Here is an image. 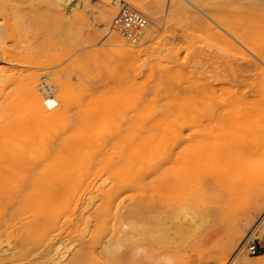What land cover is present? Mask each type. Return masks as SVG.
<instances>
[{"label": "rangeland", "instance_id": "rangeland-1", "mask_svg": "<svg viewBox=\"0 0 264 264\" xmlns=\"http://www.w3.org/2000/svg\"><path fill=\"white\" fill-rule=\"evenodd\" d=\"M1 1L5 4V8L0 10V57L3 54V49H8L15 52L18 59L24 58L19 59L21 65L0 64V75L4 74L2 76H7L5 78L8 79L0 84V101L20 96L25 88V78L33 76L37 77L39 89L45 84L55 85V97H58L63 91H69L72 95L74 101L70 104L69 120L62 129L75 131L76 128L74 127H84V129L77 127L76 131L88 130L94 142L99 140L110 141L114 138L120 139L122 136L125 137V134L136 139L149 137L146 138L147 157L138 163L139 167L137 165L133 170L135 173L143 174V179L133 180L130 186H125L108 175L98 176L93 171L72 173L73 167H67L65 168L67 170L62 169L61 171H48L45 165L20 166L18 168L6 163V160L0 157V264H240V260L262 264L260 260L264 258L261 259L259 256H264V211H254L253 213L249 211L254 203L256 192H237L233 177H225L212 182H207L200 176H196L192 180L187 176L185 178L183 167H180L182 165L179 163L176 164L175 158L182 149L177 150L181 145L180 135L182 133L187 135L193 129L199 116L207 113L209 101L213 96L212 88L209 89V86L214 85L216 77L223 80L221 75V77L218 76V72H221L223 76L227 72L229 75L224 76L227 77V80L232 76L231 79H234L235 84L232 88H235L237 94L239 93L238 90L241 89L240 92H248L250 99L255 98V96L256 98L260 97L257 93L255 95L253 91L257 92L260 88L261 82L259 80L262 79L258 70L263 68L264 64L262 65V62L256 60V53L252 54L251 48L256 45L259 46L262 42L260 28H264V0H197L199 3L204 1V4L209 2L219 6L225 23L230 28L237 31L239 29L242 32L247 43V49L240 45L238 49L237 47L232 49L233 46L227 43H224L225 46L223 47V42H219L220 39L208 27L207 23L182 17L165 20L163 25L156 28V33L152 38H149L145 33L146 30H144L137 44L129 43L112 27L109 30L102 27L100 11L105 0H80L83 5L80 3V10H76L78 13L75 16V10L73 15L67 12L70 10H67L64 5L67 2L64 0L65 3L62 4H60L62 1L57 4L55 0ZM76 1L72 0V2ZM131 1L143 4L145 7L155 4V0ZM86 2L91 7L89 10H84L83 6ZM126 3L135 9L132 4ZM56 5L61 6L59 8ZM120 6L121 4L117 6V13ZM191 9L197 12L201 18H204L201 13L196 11V8L191 6ZM142 14L148 20V27L153 28L149 18L151 16ZM257 21H261L260 24L256 23ZM258 24L263 26L260 27ZM197 31L199 33H195ZM113 33L124 40L125 48L135 45L136 48L143 49L142 59L139 58V61L136 60L124 71L119 69L117 58L121 47L109 42ZM184 33L187 34L186 39L183 36ZM214 37H217L218 42ZM211 39L216 42H212ZM208 45L209 47H207ZM211 45L212 47H210ZM228 46L231 50H227ZM144 58L147 60L143 61ZM29 60L30 65L26 63ZM243 64L249 65L247 69ZM250 65L252 66L251 70ZM225 70L227 71L225 72ZM229 71L230 73H228ZM236 74L238 76L240 74V76L236 77ZM120 76H124L123 79H120ZM235 77L238 80H235ZM127 78L131 82L127 81ZM212 78L215 79L214 82ZM45 79L48 80L45 82ZM114 86V89L118 91H121V88H131L134 94L128 102L118 104L116 96L113 95L115 93L112 89ZM240 86L244 88L242 89ZM107 102L109 103L107 104ZM86 103L90 105L88 106ZM205 105L207 108L204 107ZM93 110L94 112H92ZM98 110L102 112H97L96 116L92 114ZM120 111H124L123 114ZM97 114H99L98 117ZM158 115L161 118L157 117ZM138 116L141 118L138 119ZM162 117L164 119L166 117V119L160 120ZM84 118L86 123L82 121ZM167 118L170 119L167 120ZM188 119L189 124L193 126L186 123ZM88 121L95 122L100 127L96 126L97 129L95 130L92 128L95 125ZM163 121H165L164 124ZM157 122L160 123V126ZM108 127L113 131H110ZM179 133H181L180 137L178 136ZM155 135L158 136L157 139L154 137ZM178 137L179 139H175ZM94 147L95 145H90L82 149L81 156L90 157L91 155L94 157L97 152ZM3 155L4 151L0 150V156L3 157ZM167 157L172 158L173 161L165 166L162 165L160 174L156 173L158 161ZM261 157L264 159V156ZM261 157L256 162L264 171V160L262 161ZM172 162H174V166L176 164V168L171 165ZM54 172H58L57 175ZM144 175H147L146 178ZM102 181H105L104 184L100 183ZM99 183L100 185L97 187ZM262 184H264V174ZM138 189H141L142 192ZM201 189H208L211 193L205 199L200 198L198 200ZM30 190H33V198H35L31 201L25 200L23 195ZM150 195L152 196L150 197ZM91 197H93L92 203L89 205L88 201L90 200L88 199ZM70 198L72 202L69 201ZM110 201L113 203L114 211L167 212V210L176 211V209L183 207L187 209L188 206L190 210L193 211L194 209L197 213L196 217L191 219L193 224L187 218L190 216H182L181 219H178L179 221L174 220L167 223L168 227L166 226V228L169 232L167 231L166 237L160 238L162 242L159 239H142L143 242H137L138 247L132 249L127 246L124 248V257L119 258L118 253L112 255L111 252L110 255L108 250L102 251V247L107 241L114 242L115 240L114 234L110 231L112 221L109 222V230H105L101 220L100 211H106L105 206ZM32 204L34 205L32 206ZM180 204L182 208L178 207ZM28 206L29 208H27ZM50 207L56 208V211H70L59 220L56 230L53 232L54 241H60L61 245L55 251V262L51 263V260L48 261L49 259L46 258L50 252V247L45 245V238L38 240L37 235L26 233L24 226H22L24 222L20 212L49 211ZM186 209L184 210L186 211ZM197 224L199 225L197 226ZM186 226L190 228L195 226L196 231L191 228L195 232L187 234L190 229L188 228V230ZM236 231H240L242 237L232 247L230 241H236ZM163 239L166 242L163 243ZM253 242L260 248L256 254H251L248 251V246ZM241 245L244 246L243 251L235 259L233 254L237 253L238 249L242 247ZM107 253L110 257L106 256Z\"/></svg>", "mask_w": 264, "mask_h": 264}, {"label": "bare ground", "instance_id": "bare-ground-1", "mask_svg": "<svg viewBox=\"0 0 264 264\" xmlns=\"http://www.w3.org/2000/svg\"><path fill=\"white\" fill-rule=\"evenodd\" d=\"M59 1H62V2L60 3ZM64 1L67 2L66 4H64L66 6L67 10H70V12L69 11H67V12L73 15V11L75 10L74 16L77 15L78 11L80 10L81 1L80 0H77L76 2H72V0H64ZM198 1H200V0H198ZM198 1L197 0L196 1L195 0H155V4L153 6H149V7L146 6L145 7L143 4L135 3L131 0H105L103 3L102 9L100 11V23H102V27L105 30L111 29L112 20H113L114 16L117 14V6L119 4H122V3L128 4L126 2H129L139 12H142L145 15L148 14L151 16V17H149L147 15L150 18V21H151V24L153 25V28L151 26L148 27V24L146 26L147 29L145 28V30H146L145 33L149 36V38H152L154 36V34L156 33V28L163 25L165 20L172 19L175 17H178V18L182 17L185 19H194L196 21H203V22L207 23L208 27L212 31H214L215 35L220 39L219 42L221 41V42H223V44L227 43L228 45L229 44L232 45L233 46V47H231L232 49H235L236 47L238 49L239 45L241 47L247 49V43L244 39V36L242 35V32H240L239 29L237 31V30L230 28V26L227 25V23H225L222 15H221L222 13H221L220 9L218 8L219 6H217L214 3L208 2L207 4H204L205 3L204 1H201L200 3ZM55 2L57 4L58 3H60V4L65 3V2H63V0H58V1L55 0ZM64 5H63V7H64ZM56 6L58 7L59 5H56ZM60 6H59V8H60ZM191 6L194 9L196 8V11L201 13L204 18H201V16L197 12L193 11L191 9ZM63 7H61V8H63ZM83 7H84V10H89L91 8L90 5L87 4V2L85 3V5ZM221 7H222V5H221ZM233 7H236V6H233ZM3 8H5V4L0 0V10ZM76 10H78V11H76ZM223 12H224V10H223ZM228 17H230V16H228ZM232 17H233V15H232ZM225 18H227V17H225ZM260 20H262V19H260ZM251 21H252V19H251ZM254 21H256V20L254 19ZM260 22L257 21L256 23L260 24ZM261 25H259V26L262 27L264 24L262 26ZM9 26H10V23H9ZM0 28H1V26H0ZM260 29L262 32V42L260 45L258 44L259 46H257V45L252 46L251 45L252 47H254V48H251L253 53L251 51H249V52H251L252 54L256 53V56H255V57H257L256 60L257 61L259 60L260 63L262 62V65H263L264 64V28H260ZM198 31H200V30H198ZM198 31L195 33H199ZM200 32H202V31H200ZM214 33H213V35H214ZM186 35L184 33V35H183L184 38ZM217 37L216 38L214 37V39H216V41L218 40ZM189 41H187V42H189ZM211 41L216 42L213 39H211ZM109 42L115 46L121 47V49L118 52V57H117L118 63H119V69L124 71L127 68H129L130 65H133L134 64L133 62H136V60L139 61L138 60L139 58L142 59L141 56L143 53V49L136 48L135 45L132 47H126L125 48L126 44H125L124 40L120 36H118L116 33L112 34V36L109 39ZM224 46H225V44L223 45V47ZM207 47H209V45ZM210 47H212V45ZM229 47L230 46H228L227 50H231V49H229ZM225 48H227V47H225ZM212 49H214V48H212ZM222 51H221V54L223 53ZM2 53L3 54H1L2 56L0 57V64L5 63V64L21 65L20 64L21 61L19 59L22 60V58H24V57H22V58L20 57L18 59L17 54L15 52H13L12 50H8V49H5V50L3 49ZM224 55H225V53H224ZM245 57H247V56H245ZM146 60L144 58L143 61H146ZM150 60H152V59H150ZM195 60H197V59H195ZM26 63H28L29 65L31 64L30 60L26 61ZM250 63H251V61H250ZM245 64H246V62H245ZM251 64H253V63H251ZM258 64H259V62H258ZM246 65H244V67L247 69V67L249 65L248 66H246ZM250 67H251L250 68V70H251L252 66L250 65ZM260 67H258V68H260ZM263 68L258 70L260 72L261 79H262V80L258 79L259 82H261L260 88L257 92L253 91L254 94L257 93L260 97L258 96L259 98H256V96H255V98H253V99H250V97H248V92H240L241 89L238 90L239 93L237 94V92L234 90L235 88L234 89L232 88L233 86H235L234 79H231L232 76L229 77L230 81L227 80V77H224L226 75L227 76L229 75L226 72L227 70H225L226 73L224 76L221 72H218V74H219L218 76L219 77L222 76L223 80H220L221 78L216 77V81H215L214 85L212 84L213 86H211V85L209 86V89L212 88V95L213 96L209 101L210 103H209V108H208L207 113L205 112L206 114L199 116V119L197 120V122L194 126L192 124H189V119L187 120L188 122H186V123L189 124L190 126H193V129L190 130V132L187 135H185L183 133L178 134V136L181 134L180 135L181 137L180 136L179 137L181 139V145L182 146L180 145L177 150L179 151V148H182V149H181L179 155L176 156L177 158H175V161L177 162L176 164L178 165V163H179V165H182L180 167H183L182 168L183 169V175L185 176V178L187 176L189 179L192 180L196 176H200L204 180H207V182H212L213 180H218V179L225 178V177H231V178L233 177L235 179V187H236L235 190L237 192L242 193V192H248V191H255L256 197H255L253 205L251 206V209L249 210L251 213H253L254 211H264V184H262V178H263V174H264L263 172L264 171H263V168L261 166H259L260 164L257 163L258 162L257 159L260 158L261 156H264V69ZM210 69H213V68H210ZM246 69H245V71H246ZM218 70H222V69H218ZM2 71H3V69H2ZM192 71H193V69H192ZM222 71H224V70H222ZM234 71H236V70L234 69ZM228 73H230V71ZM114 74H117V73H114ZM2 75H4V74H2ZM2 75H0V84L4 81L8 80L7 78H5L7 76L3 77ZM211 76H213V75H211ZM239 76H240V74H239ZM239 76L237 75L236 77H239ZM123 77L120 76V79H123ZM195 77H196V74H195ZM236 77H235V80H238V79H236ZM47 78H49V77H47ZM125 78H126V76H125ZM47 80L48 79H45V82ZM212 80H213V78H212ZM214 80H213V82H214ZM25 81H26L25 86H24L25 88H24V90L20 96L19 95L16 97L12 96L13 98L2 99L0 101V150L4 151L3 157L2 156H0V157L3 158L4 160H6V163H9L12 166L15 165L18 168L20 166L45 165V167L48 168V171H52V170L61 171L62 169H65L67 167H73L72 173L93 171L98 176L99 175H108L114 179H117V181L123 183L125 186H130L133 183V180H135V179H139V180L143 179V174L135 173V172H133V170H134L135 166L138 165V163H140L142 160L145 159V157H147L146 156V153H147L146 138L149 136L136 139V138H133L131 136H127L125 134V137L122 136V137H120V139L117 137L119 140L114 138V140H110V141H100L99 140V141L94 142V140L90 136L91 134L89 133L88 130L82 131V132L76 131L77 127H80V126H77V127L73 126L74 128H76L75 131L62 129L64 127L65 123L69 120L70 104L73 103V101H74V99H72L73 97H71L72 95H70V92L69 91H63L58 97H55L54 96V92H55L54 86L55 85L53 86V85L45 84L44 86H42L39 89V82L37 80V77L36 78L33 76L26 77ZM127 81L131 82L129 79ZM209 83H211V82H209ZM242 83H244V82L242 81ZM54 84H56V83H54ZM240 84H241V82H240ZM117 86H119V85H117ZM236 87H237V85H236ZM114 88H115V86L112 89H114ZM203 88H204V86H203ZM241 88L243 89L244 87H241ZM201 89H202V87H201ZM198 91L200 92V90H198ZM204 91L206 92L205 89H204ZM207 91H208V89H207ZM209 91L211 92V90H209ZM71 92H72V90H71ZM113 92L117 93L116 95H115V93L113 95L116 96V100H117L118 104L128 102L129 99L134 94L131 88H125V89L121 88V91L114 89ZM251 94H252V92H251ZM88 99H89V97H88ZM101 99H102V97H101ZM112 99H113V97H112ZM86 100H87V98H86ZM113 101H115V100L113 99ZM47 102L49 105H54L55 103H57V106L55 108L48 109L46 106ZM109 102H107V104ZM86 104L88 105V103H86ZM204 104H205V102H204ZM81 107H83V106H81ZM95 107H94V109H95ZM148 107H151V106H148ZM204 107L207 108L206 105ZM96 108H98V107H96ZM90 109H91V107H90ZM119 109H118V111H119ZM150 109H152V108H150ZM99 111L102 112L101 110H98L92 114L96 116V113ZM105 111H107V110H105ZM149 111H151V110H149ZM152 111H153V109H152ZM201 111H203V110H201ZM92 112H94V110ZM120 112L123 114L124 111L123 112L120 111ZM86 113H88V112H86ZM90 113H89V115H90ZM132 113L134 114L133 111H132ZM145 113H148V112H145ZM149 114L151 115V113H149ZM171 114H173V113H171ZM98 115L99 114H97V117H98ZM114 115H115V113H114ZM118 115H119V113H118ZM157 117H159V115ZM122 118H123V116H122ZM139 118H141V117L138 116V119ZM159 118H161V117H159ZM163 119H164V117H162V119H160V120H163ZM165 119H166V117H165ZM169 119L167 118V120H169ZM183 119H184V117L182 118V120ZM193 119H194V117H193ZM95 120H97V119H95ZM82 121H84V123H86L85 118ZM117 121H118V119L116 120V122ZM141 121H143V120H141ZM136 122H139V121H136ZM164 122L165 121H163V124H164ZM91 123H93L95 125V127H92V128L96 130L97 129L96 128L97 123L96 124H95V122H91ZM186 123H185V125H186ZM141 124H143V123H141ZM157 124H158V122H157ZM181 124H183V123H181ZM132 125H133V123H132ZM134 125H135V123H134ZM154 125H155V123H154ZM158 125L160 126V123ZM140 126H142V125H140ZM97 127H100V126H97ZM183 127H185V126H183ZM80 128L84 129V127H80ZM152 128H153V126H152ZM176 129L178 130V127ZM135 130H132V131H135ZM110 131H113V130L110 129ZM114 131H116V129H114ZM153 131H154V128H153ZM103 133H105V132H103ZM111 133H114V132H111ZM137 133L139 134V132H137ZM175 133H176V131H175ZM116 134H118V132H116ZM134 134H135V132H134ZM160 134H161V132H160ZM176 135H177V133H176ZM154 137H156V139H157L158 136L155 135ZM175 137H177V136H175ZM179 137L175 138V139H179ZM104 138H106V137H104ZM172 139H174V138H172ZM106 140H107V138H106ZM167 143H168V140H167ZM169 143H170V140H169ZM172 143H173V141H172ZM176 144H177V142H176ZM90 145H95L94 148H95V150H97V152L95 153V156L91 157L90 154H89L90 157L81 156L82 149H84L85 147H88ZM148 149H150V148H148ZM175 154H176V152H175ZM263 160L264 159L262 158V161ZM171 161H173V159L170 157L169 158L168 157L162 158L161 160H159L158 161L159 163L157 164L158 166H157V169L155 170V172L160 174L162 171L161 166L162 165L165 166L166 164H170ZM176 164H175V166H176ZM10 165H8V166H10ZM171 165L174 166V162H172ZM171 165H169V166H171ZM175 166H174V168H176ZM138 167H139V165H138ZM143 167H145V166H143ZM14 168H16V167H14ZM14 168H12V169H14ZM16 170H14V171H16ZM65 170H67V169H65ZM141 170L143 171V168H141ZM178 170H179V168H178ZM145 172H147V171H145ZM145 172H144V174H145ZM54 173H56V172H54ZM57 173H56V175H57ZM140 175H141V177H140ZM25 176H27V175L25 174ZM146 176L144 175V178H146ZM73 177H74V175H73ZM54 180H55V178H54ZM104 180H106V179H104ZM10 181H11V179H10ZM54 182H56V181H54ZM103 182H105V181H102L100 183H103ZM100 183L97 185V187L100 185ZM35 184L37 185V183H35ZM53 186H55V185H53ZM97 187H96V189H97ZM141 188H143V187H141ZM152 189H154V188H152ZM16 190H18V189L16 188ZM33 190H30L28 193H26L27 195L26 194L23 195V198H25V200H30V201L33 200L35 198V197L33 198ZM138 190H140V192H142L141 189H138ZM47 192H48V190H47ZM210 193H211V191L208 189H201L200 197L198 198V200L200 198L205 199L206 196L209 195ZM17 194H18V192H17ZM139 194L141 195V193H139ZM151 196L152 195H150V197ZM191 196H192V193H191ZM248 196H249V194H248ZM71 198H72V196H71ZM71 198L69 199L70 202H72ZM92 198L93 197H91V199L90 198L88 199V200H90V201H88L89 205L92 203ZM121 199H123V198H121ZM33 205L34 204H32V206ZM85 207H86V205H85ZM178 207L180 208L181 204ZM27 208H29V206ZM34 208H35V206H34ZM36 208H37V206H36ZM174 208H175V206H174ZM182 209H176V211H168L166 209L167 212L166 211L165 212H159V211H114V206H113L112 201L108 202L105 206L106 211H100L102 214L101 220L104 224L105 230H109L108 225H109V222L112 221V227L110 228V231L114 234L113 238L115 240H114V242L107 241L103 245L102 251H104L106 249L105 251L108 250V253L110 252V255H111V252H112V255L118 253L119 258H122V257H124V253H123L124 248H126L127 246H130V248H132V249L136 248V247H138L137 242L142 241V239H146V240L147 239H150V240L159 239V241H160L161 240L160 238H162L163 236H165L169 232L168 229L166 228L167 223H169V222L171 223V221H174V220L179 221L178 219H181L180 217H182V216L183 217L184 216L185 217L190 216L191 218L187 217L190 220L193 219L194 217H196L195 215H196L197 211H194V209L192 211L189 209L188 206H187V209L184 207ZM184 209H186V211ZM20 212L22 214V221L24 222V225H22V226H24V230L26 231V233L28 235H34V234L37 235L38 240L45 238V240H44L45 245H49V247H50V252H49V254H47L46 258L49 259L48 261L51 260L50 263L53 261L55 262V251L61 245V242L60 241H56V242L54 241L53 232L56 230L55 228H56V225L58 224L59 220L66 213H68L70 211H56V208L50 207L49 211H40L39 210V211H20ZM203 218H205V217H203ZM182 221H180V222H182ZM192 221L193 220H191V222ZM192 224H193V222H192ZM198 225L199 224H197V226ZM194 227L192 226L191 228L194 229ZM188 228L191 230V228L189 226L187 227V229ZM174 229L177 230L176 228H174ZM190 230L187 234H189L190 232L194 233L196 231V229H194L195 231L194 230L190 231ZM181 231L183 232L182 229H181ZM179 234H181V233L179 232ZM235 236H236V241H234V242L230 241V244L232 242V247L235 246V244L239 240H241L242 233L240 231H238L235 234ZM180 238H182V237H180ZM139 239H141V240H139ZM189 239H190V237H189ZM164 240L165 239H163V243L166 242ZM171 241H173V240L171 239ZM145 242H147V241H145ZM154 242H156V241H154ZM161 242H162V240H161ZM173 242H175V241H173ZM177 243H178V241H177ZM156 244H157V242H156ZM165 244H163V245H165ZM88 247H90V246H88ZM243 248H244V246L240 247V249H238L237 253L233 254V255H235V259H237V257H239V255L243 251ZM143 250H141V251L143 252ZM108 253L106 255L107 257L109 256ZM7 254H9V253H7ZM259 258L262 259V258H264V256H259ZM260 261L262 262V264H264V259L260 260ZM239 263L240 264H254L252 262H248L247 260H240Z\"/></svg>", "mask_w": 264, "mask_h": 264}, {"label": "built area", "instance_id": "built-area-1", "mask_svg": "<svg viewBox=\"0 0 264 264\" xmlns=\"http://www.w3.org/2000/svg\"><path fill=\"white\" fill-rule=\"evenodd\" d=\"M148 24L147 18L139 11L131 8L128 4L122 3L118 13L112 20V28L126 41L136 44ZM48 109L55 108L57 103L49 105ZM248 251L251 254H256L260 251L259 246L253 242L248 246Z\"/></svg>", "mask_w": 264, "mask_h": 264}, {"label": "trees", "instance_id": "trees-1", "mask_svg": "<svg viewBox=\"0 0 264 264\" xmlns=\"http://www.w3.org/2000/svg\"><path fill=\"white\" fill-rule=\"evenodd\" d=\"M261 254H263V252H261Z\"/></svg>", "mask_w": 264, "mask_h": 264}]
</instances>
